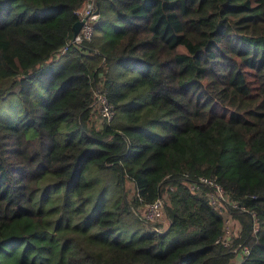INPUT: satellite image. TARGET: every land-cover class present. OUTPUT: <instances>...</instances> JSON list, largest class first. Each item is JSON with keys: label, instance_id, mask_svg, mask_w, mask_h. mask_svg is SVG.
Listing matches in <instances>:
<instances>
[{"label": "trees", "instance_id": "trees-1", "mask_svg": "<svg viewBox=\"0 0 264 264\" xmlns=\"http://www.w3.org/2000/svg\"><path fill=\"white\" fill-rule=\"evenodd\" d=\"M83 2L0 0V264H264V0Z\"/></svg>", "mask_w": 264, "mask_h": 264}, {"label": "built area", "instance_id": "built-area-1", "mask_svg": "<svg viewBox=\"0 0 264 264\" xmlns=\"http://www.w3.org/2000/svg\"><path fill=\"white\" fill-rule=\"evenodd\" d=\"M100 0H84L81 7L78 9V20H83L82 27L76 36H73L71 42L62 48L64 52L70 44L79 45L83 41H89L93 33V25L95 24L97 13V2ZM98 111L101 119L110 121L113 116V107L107 102L104 94H97ZM203 185L208 188L207 198L211 206L215 207L219 212L226 208V205H232L227 193L222 186L213 178L199 177L196 181L189 184L190 190H195L198 186ZM163 202L162 199H157L155 202L146 205L142 210V218L145 222L155 223L162 218ZM233 224L229 215L224 217L223 235L219 237L215 243L223 247H229L232 242ZM239 256L241 260L247 256L249 249L245 246H239ZM238 250V249H237Z\"/></svg>", "mask_w": 264, "mask_h": 264}, {"label": "water", "instance_id": "water-1", "mask_svg": "<svg viewBox=\"0 0 264 264\" xmlns=\"http://www.w3.org/2000/svg\"><path fill=\"white\" fill-rule=\"evenodd\" d=\"M82 23H83V20H78L74 24L73 29H72L73 30V36H76L79 33V31H80V29L82 27Z\"/></svg>", "mask_w": 264, "mask_h": 264}, {"label": "rangeland", "instance_id": "rangeland-1", "mask_svg": "<svg viewBox=\"0 0 264 264\" xmlns=\"http://www.w3.org/2000/svg\"><path fill=\"white\" fill-rule=\"evenodd\" d=\"M140 214H142V211H140ZM163 221H164V218L162 219H160L157 223H160V224H163ZM239 263V261H237V259H234V262H233V264H238Z\"/></svg>", "mask_w": 264, "mask_h": 264}, {"label": "crops", "instance_id": "crops-1", "mask_svg": "<svg viewBox=\"0 0 264 264\" xmlns=\"http://www.w3.org/2000/svg\"><path fill=\"white\" fill-rule=\"evenodd\" d=\"M235 259H237V261H239L240 262V259L238 258V257H236ZM238 263V262H237Z\"/></svg>", "mask_w": 264, "mask_h": 264}]
</instances>
